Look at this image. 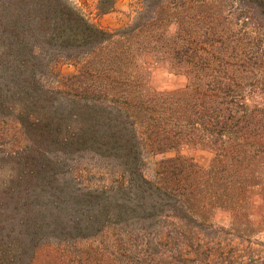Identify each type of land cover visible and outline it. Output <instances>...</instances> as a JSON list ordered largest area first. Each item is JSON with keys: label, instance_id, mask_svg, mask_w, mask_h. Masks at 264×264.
Wrapping results in <instances>:
<instances>
[{"label": "trees", "instance_id": "obj_1", "mask_svg": "<svg viewBox=\"0 0 264 264\" xmlns=\"http://www.w3.org/2000/svg\"><path fill=\"white\" fill-rule=\"evenodd\" d=\"M115 1L97 0L98 11ZM142 1L143 23L109 33L67 0H0V117L23 135V146L7 154L12 175L0 191L1 222L10 214V223L27 229L42 218L39 228L62 235L90 232L124 202L135 211L141 198L169 201L170 214L243 210L255 190L264 200V0H252L262 18L238 30L192 19L197 0L185 8L179 0ZM168 25L175 28L169 37ZM148 55L182 76L184 87L151 93L142 79ZM64 64L76 72L48 89L47 77ZM50 149L61 155L50 157ZM184 149L209 152L206 169ZM166 153L175 156L148 179L145 156ZM66 166L76 169L51 173ZM82 166L101 177L97 187L79 183ZM51 194L55 205H40L35 217L31 198ZM80 204L90 213L81 215Z\"/></svg>", "mask_w": 264, "mask_h": 264}, {"label": "rangeland", "instance_id": "obj_2", "mask_svg": "<svg viewBox=\"0 0 264 264\" xmlns=\"http://www.w3.org/2000/svg\"><path fill=\"white\" fill-rule=\"evenodd\" d=\"M67 1L91 25L109 33L130 25L137 18L143 23L148 16L142 0H116L112 10L105 14L98 11L97 0ZM185 1L179 0L178 6L184 7ZM197 1L200 10L195 14L192 12V19L199 16L200 22L207 20L238 30L244 24L249 26L262 18L255 9L256 1ZM174 33L173 25L165 27L166 36ZM145 62L142 79L151 93H167L184 87L182 76L172 75L167 67L155 65L150 55ZM75 72L76 69L69 64L59 65L55 73L47 77L45 85L54 89L58 76ZM9 118L0 117V122H6L0 126V191L9 186L4 183L12 175L13 160L7 154L23 146L21 130ZM61 152L58 149L47 151L52 158ZM181 155L193 159L204 169L212 158L209 152L200 149H184ZM174 156L175 153L146 155L143 161L146 177L151 179L157 174L158 163ZM80 159L82 162L87 160ZM67 165L71 166L70 163ZM75 169L66 166L51 170V173L60 177ZM82 169L88 168L82 166ZM90 170L82 174L84 178L79 183L84 187H97L101 177ZM2 185L6 187L1 188ZM256 192L249 195L243 210L211 207L193 213L170 214L169 201L163 203L141 198L137 200L135 211L130 210L132 203L124 202L119 214L99 217L90 232L62 235L39 228L42 221L39 217L43 215L41 206L45 209L54 206L57 201L54 194L45 199L31 198L36 203L33 212L39 218L36 226L30 224L32 227L27 229L19 228L10 223V214L0 221V264H264V200ZM0 202H3L1 195ZM76 208L81 215L90 213L89 205L80 204ZM23 217L20 212L17 219Z\"/></svg>", "mask_w": 264, "mask_h": 264}]
</instances>
